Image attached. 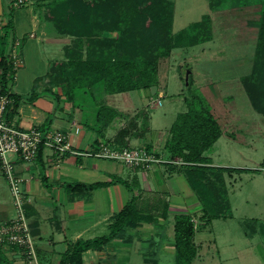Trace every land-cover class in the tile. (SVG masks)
Wrapping results in <instances>:
<instances>
[{
  "label": "trees",
  "instance_id": "1",
  "mask_svg": "<svg viewBox=\"0 0 264 264\" xmlns=\"http://www.w3.org/2000/svg\"><path fill=\"white\" fill-rule=\"evenodd\" d=\"M232 0H210V10L215 11ZM46 18L56 31L74 37L65 49L66 59L54 62L49 73L48 89L60 87L63 94L78 107L76 99L89 94L97 107L95 131H105L119 117L129 115L104 100L98 102L96 91L117 94L150 89L159 84V69L163 59L176 48L189 47L210 41L214 37L213 15L206 13L202 19L190 23L179 32L173 31L174 0H44ZM15 37L12 21L0 30V90L8 94L17 108L21 95L11 91L15 76L13 64L7 55L9 37ZM190 79L188 89L190 90ZM244 89L255 111L264 115V8L259 22L255 57L251 72L241 78ZM34 91L32 96H37ZM32 96H30L32 98ZM59 99L58 95H55ZM54 96V97H55ZM81 96V98H80ZM188 109L180 112L171 125L163 145L170 171L182 173L201 204V228L214 219L233 216L229 188L225 173L241 172L245 168L216 166L206 155L223 134L220 116L201 95H190ZM8 108V109H9ZM144 113V112H143ZM146 114V115H145ZM147 119V113H144ZM139 123L140 116L132 117L121 127L113 140L120 147H130L132 137H145L149 131L147 120ZM49 123V122H48ZM47 123V124H48ZM146 147L156 151L152 144ZM42 145L38 157L42 156ZM123 183L131 191V199L115 215L110 234L78 241L63 255L61 264L79 259L92 247H102L114 238L121 237L127 228L137 227L148 220L138 206L134 189L140 187L138 179L128 180L115 176L110 181L93 183L71 182L65 185L71 192L91 191L111 183ZM165 204L163 216H168ZM197 225L191 213L174 216L175 264H193L199 246L195 241ZM264 232V226L260 228ZM0 264H10L0 244Z\"/></svg>",
  "mask_w": 264,
  "mask_h": 264
},
{
  "label": "crops",
  "instance_id": "2",
  "mask_svg": "<svg viewBox=\"0 0 264 264\" xmlns=\"http://www.w3.org/2000/svg\"><path fill=\"white\" fill-rule=\"evenodd\" d=\"M13 1L0 0V12L12 21L15 37H23V65L19 69L24 68L26 71L19 75L18 69L15 73L16 77L19 75V81H22L29 75L27 64L31 65L36 61L46 64L48 55L42 51L40 43L52 39L53 24L46 18L45 7L40 5L42 0H34L32 5L17 9L11 7ZM212 13L214 14V11ZM31 33L35 34L34 37H30ZM61 36L63 35L58 33L55 37L58 55H61L68 45H72L74 40L71 35H66V38ZM65 59L66 54L64 59L50 61L43 73H31L37 96L24 94L19 106H10L7 111V117L13 124L23 129L38 126L43 130L63 131L68 135L71 145L70 151L63 154L53 148L44 147L42 156L37 157L34 162L17 160L19 173L26 179L23 189L30 200L27 204V215L40 264H61L64 253L78 241L107 235L102 234L106 230L110 234L115 215L131 199L132 191L120 182L84 192H71L65 185L71 182L110 181L115 176L129 182L138 179L140 187L135 188L134 193L139 196V208L150 215L148 220L137 227L127 228L121 237L112 239L102 247H92L84 251L79 259L69 260L68 264H175L174 216L177 213H189L188 207L199 201L197 196L194 199L192 193L188 194V191L180 187L177 178L183 174L177 170L170 171L167 165L156 164L149 169H137L87 154L96 149L101 139L113 140L117 131L125 125L115 120L107 128L105 135L101 136L93 128L95 117L91 123L85 122L83 117L79 118L82 108L76 107L60 87H54V93L48 89L52 63ZM15 76L11 91L19 94L14 89L18 85ZM100 93L102 92L99 90L95 93L98 102L107 101L108 104L111 103L110 105L127 112L118 106V103L107 100L110 95L115 94L104 93L107 96L105 100V97L98 98ZM55 95H58L59 99ZM150 132L151 127L145 137H132L129 140L130 145L144 142L153 145L154 136H149ZM166 134H163V145L168 136ZM155 148L160 152L159 147L155 145ZM75 151L79 153H74ZM161 153L162 156L167 155L164 151ZM159 182L165 183V186H160ZM186 195L189 197V203ZM165 204L168 205L167 217L163 216ZM198 208L200 212L192 214L194 221L201 214V207ZM13 216L11 207L0 202V223L10 220ZM206 228L207 226L202 227V230ZM197 245L199 246L198 243ZM3 252L10 264H31L26 253L18 247L3 248ZM199 256L200 248L195 260Z\"/></svg>",
  "mask_w": 264,
  "mask_h": 264
},
{
  "label": "rangeland",
  "instance_id": "3",
  "mask_svg": "<svg viewBox=\"0 0 264 264\" xmlns=\"http://www.w3.org/2000/svg\"><path fill=\"white\" fill-rule=\"evenodd\" d=\"M43 1L41 6H44ZM175 3V33L201 20L204 14L212 13L210 0H175ZM263 8L264 0H232L212 13V40L176 48L170 57L161 61L157 86L110 95L107 99L118 103L129 115L117 118V123L126 125L132 117L139 115L141 124L146 119L144 113H147L146 120L151 127L149 136H154V148L156 145L160 152L163 151V134H168L177 115L189 107L187 96L206 97L220 116L223 134L206 155L212 159L213 165L245 170L224 174L232 217L214 219L202 230L197 216L196 241L201 258L199 256L193 264H264V232L260 231L264 226V115L254 110L241 81L253 66ZM51 28L52 39L40 43L42 51L48 55L46 64L41 61L27 64L29 75L22 81H19V75L26 71L24 68L18 70V77L15 76L18 85L14 89L21 97L31 95L35 90L31 73H43L50 61L65 58L64 50L61 55L57 54L55 37L58 32L54 25ZM186 73H189V82L192 79L190 90L186 84ZM104 97L106 100L104 92L98 95V98ZM76 104L82 108L79 118L91 123L97 109L92 96L86 94L81 99L77 98ZM177 180L180 187L196 199L186 178L182 175ZM159 183L165 186V183ZM0 202L15 213L9 184L1 172ZM199 206L201 204L197 201L188 207L187 212L198 213Z\"/></svg>",
  "mask_w": 264,
  "mask_h": 264
},
{
  "label": "built area",
  "instance_id": "4",
  "mask_svg": "<svg viewBox=\"0 0 264 264\" xmlns=\"http://www.w3.org/2000/svg\"><path fill=\"white\" fill-rule=\"evenodd\" d=\"M34 0H14L12 8H21L32 5ZM8 18L0 12V30L8 23ZM34 33L30 37H34ZM23 37H9L7 55L15 71L23 65L21 59V46ZM13 99L0 90V171L9 184L12 203L15 209L14 216L0 223V244L3 248L18 247L28 256L31 264H40L36 242L32 233L31 224L27 215L29 197L23 189L25 178L19 173L17 160L25 163L34 162L41 146L53 148L61 154L70 151L71 145L68 135L59 130H43L38 126L23 129L13 124L7 117L9 105ZM74 153H79L75 151ZM122 163L137 169H149L156 164H164L169 160L158 156L144 143L130 147H120L113 142L101 139L96 149L87 153Z\"/></svg>",
  "mask_w": 264,
  "mask_h": 264
},
{
  "label": "water",
  "instance_id": "5",
  "mask_svg": "<svg viewBox=\"0 0 264 264\" xmlns=\"http://www.w3.org/2000/svg\"><path fill=\"white\" fill-rule=\"evenodd\" d=\"M185 79H186V84L188 85L189 84V73L185 74Z\"/></svg>",
  "mask_w": 264,
  "mask_h": 264
}]
</instances>
